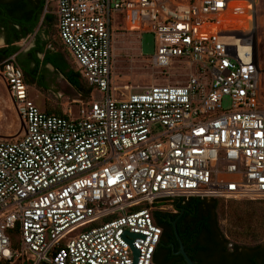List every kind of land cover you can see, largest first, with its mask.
<instances>
[{
  "label": "built area",
  "instance_id": "obj_1",
  "mask_svg": "<svg viewBox=\"0 0 264 264\" xmlns=\"http://www.w3.org/2000/svg\"><path fill=\"white\" fill-rule=\"evenodd\" d=\"M56 1L63 45L105 98L91 96L78 113L46 112L16 56L0 60L21 120L16 135H0V264H157L155 210L177 212L191 198L264 199L258 0ZM129 11L139 23L123 30L153 33V65L188 64L185 82L116 85L115 13ZM233 13L241 17L227 20Z\"/></svg>",
  "mask_w": 264,
  "mask_h": 264
},
{
  "label": "trees",
  "instance_id": "obj_2",
  "mask_svg": "<svg viewBox=\"0 0 264 264\" xmlns=\"http://www.w3.org/2000/svg\"><path fill=\"white\" fill-rule=\"evenodd\" d=\"M45 5L46 0H0V32L5 33L8 44L0 48V60L16 55V60L23 67L26 81L29 84L31 80L42 84L44 75L41 79H37L38 72L41 65L51 63L69 79L84 99H88L92 96L94 87L88 84L80 72L64 62L65 55L61 50L46 51L44 45L37 43L27 55H22L18 54L20 47L13 45L15 41L36 31L43 18ZM47 18L48 14H45L44 22ZM40 53H45L43 60L39 57ZM24 56L28 58L26 61L22 59ZM56 113L61 112L56 111ZM221 206H225V202L219 198H191L178 204V213L155 210L153 212L155 221L163 227L161 243L155 254L156 263L160 264V252L167 250L166 264H181L179 260L173 259L175 252L181 248L174 227V221H176L177 231L185 250L197 264H264V244L234 243L221 230L218 220ZM240 206L248 213L243 215L239 213ZM257 206L264 208V199L245 200L229 205L231 210L227 212V216L231 221L236 220L237 226L243 228L240 231L236 230L234 236L258 240L264 235V222L257 225L252 221L256 215ZM261 220L264 221V217ZM13 235L17 245L18 231H14ZM172 242L175 244L174 248L169 245ZM181 258L182 262L187 264L183 255ZM14 264L31 263L20 260Z\"/></svg>",
  "mask_w": 264,
  "mask_h": 264
},
{
  "label": "rangeland",
  "instance_id": "obj_3",
  "mask_svg": "<svg viewBox=\"0 0 264 264\" xmlns=\"http://www.w3.org/2000/svg\"><path fill=\"white\" fill-rule=\"evenodd\" d=\"M258 16L262 17L264 8V0H258ZM53 7V6H52ZM247 6H236L235 9H245ZM241 17L240 13H233L226 17V19H238ZM129 24L130 28L138 25L139 20L136 18L134 12H117L115 13V26L120 32L118 35V40L116 43L115 51V62H114V71L116 85L120 87L121 90L127 91H142L150 86L159 85V84H176L178 82H185L194 68H189L188 64H183L182 67L178 65H173L169 70L162 72L161 69L155 67L152 63V57L156 51V42L153 33L144 32L140 37L137 33H131L124 31L123 28ZM148 24L147 26H149ZM202 32L206 31V28L200 29ZM199 31V30H198ZM57 34L54 35V40L59 42L57 39ZM0 46H3V41L0 36ZM67 53L68 58L71 62L75 63L74 58L70 53ZM44 87L48 86V89L42 88L40 90L36 84L31 80L30 92L31 96L35 99L38 105L43 108L45 101V106L55 109L64 110L67 102H73L74 99H80L78 94L75 91H72L65 87V79L61 73L51 71L47 73V78ZM128 86V90L124 88ZM42 91V92H41ZM62 92L63 97H59V93ZM93 99L102 100L105 98L104 92L99 89H94L92 94ZM67 103V104H66ZM13 104L10 101L9 91L0 76V108L4 107L5 114L0 112V135L1 136H12L16 135L20 129L21 120L18 118ZM231 107L230 98H226L223 102V109H228ZM225 202V206L219 208V226L221 230L226 234L228 238L234 243L244 244V245H254L257 243L264 244V235L258 240L250 238H239L236 235V230L240 231L243 228L238 227L236 220L231 221L227 216V212H230L231 208L229 205L232 203L236 204L238 202H243L245 200H235V199H221ZM259 200V199H256ZM245 206V205H243ZM256 209V215L252 220L255 224H259L264 217V208L259 207ZM171 212H176L171 208ZM238 212L242 215L247 211L243 208H238ZM248 213V212H247ZM234 234V235H233Z\"/></svg>",
  "mask_w": 264,
  "mask_h": 264
},
{
  "label": "crops",
  "instance_id": "obj_4",
  "mask_svg": "<svg viewBox=\"0 0 264 264\" xmlns=\"http://www.w3.org/2000/svg\"><path fill=\"white\" fill-rule=\"evenodd\" d=\"M45 14H48V18L44 22L43 19H44ZM57 20H58V17H57V1L56 0H46V5H45V11H44V14H43V18H42L38 28L36 29V31L34 33L28 35L27 37L22 38L19 41H15L13 43V45H16V46L20 47V50L18 51V54H22V55H27L28 52L32 48L36 47L37 43H40V44L44 45L46 51H48V50H52V51L61 50L64 53V55H65L64 56V62L67 63V64H70L72 66V68H74L75 70H77L79 72V70L76 68L75 63L71 62V60L67 56L66 51L68 52V50L65 48V46L63 45L62 40L60 38V35H59V32H58V27H57ZM55 34H57V37H58L57 39L59 40V42L54 40V35ZM0 36H1V40L3 41V46H0V48L7 46L8 45L7 44V37H6L5 33L4 32H0ZM39 57H40L41 60H43L44 57H45V53H40ZM33 65H35V64H33ZM51 71H55V72L61 73L64 76V79H65V87L70 89V90H72V91H75L78 94V96L80 97V99H74L72 103L68 101L67 102L68 104L66 103L67 105H66V107L64 108L63 111L60 110V109L53 110L50 107L46 108L45 101H44L43 108H42L40 105L37 104L35 99L31 96V92H30L31 99H33L35 101V103L42 110H44L46 112H49V113L57 114L56 111H59V112H61L59 115H63L67 111V109L69 107H73L75 113H78V109L82 105V102H86L88 100L84 99L81 96V94L78 93V91L75 88V86H73L70 83L69 79L61 71L57 70L55 68V66L52 65L51 63L46 64L45 66L41 65V68H40V70L38 72V75H37V79H41L42 78L41 76L44 75V80H42V84H39V81H36L34 84H36L40 90H42V88L48 89V86L44 87L45 84H43V83L44 82L47 83L46 82L47 73H51ZM2 79H3L7 89L9 91V88H8V85H7L6 81H5V79L3 77H2ZM29 86H31V84H29ZM9 95H10V101L12 102V97H11L10 91H9ZM63 95L64 94L62 92L59 93V97H63ZM0 112H3L5 114L4 107L0 108Z\"/></svg>",
  "mask_w": 264,
  "mask_h": 264
},
{
  "label": "water",
  "instance_id": "obj_5",
  "mask_svg": "<svg viewBox=\"0 0 264 264\" xmlns=\"http://www.w3.org/2000/svg\"><path fill=\"white\" fill-rule=\"evenodd\" d=\"M179 202H180V200H179ZM177 205V204H176ZM177 208V207H176ZM174 227H175V230H176V235H177V237H178V240H179V242H180V245H181V248H180V250L177 252V253H180V254H182L183 256H184V258H185V260H186V262H187V264H197L189 255H188V253H187V251L185 250V246H184V244H183V242H182V240H181V238H180V235H179V233H178V231H177V224H176V221H174ZM135 252H136V259L138 260V256H139V250L138 249H135Z\"/></svg>",
  "mask_w": 264,
  "mask_h": 264
},
{
  "label": "flooded vegetation",
  "instance_id": "obj_6",
  "mask_svg": "<svg viewBox=\"0 0 264 264\" xmlns=\"http://www.w3.org/2000/svg\"><path fill=\"white\" fill-rule=\"evenodd\" d=\"M23 61H26L28 58L26 57V56H24L23 58ZM170 246H172L173 248L175 247L174 245V242H172L171 244H169ZM168 246V245H167ZM180 250V249H179ZM168 251L166 250H162L161 252H160V254H159V262H160V264H166V261H165V258L168 256H166V253H167ZM178 251H176L175 252V257L173 258L174 260L176 259V260H179L180 261V263L181 264H184L183 262H182V258H181V254L180 253H177Z\"/></svg>",
  "mask_w": 264,
  "mask_h": 264
}]
</instances>
